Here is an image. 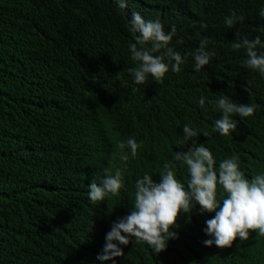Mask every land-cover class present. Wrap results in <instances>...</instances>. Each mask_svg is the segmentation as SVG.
I'll return each instance as SVG.
<instances>
[{"label":"trees","instance_id":"1","mask_svg":"<svg viewBox=\"0 0 264 264\" xmlns=\"http://www.w3.org/2000/svg\"><path fill=\"white\" fill-rule=\"evenodd\" d=\"M126 2L128 7L120 9L117 0H0V264H20V258L23 264H105L97 257L113 222L131 211L136 180L148 173L159 182L163 164L175 151L190 149L191 141L179 143L185 124L209 132V137L200 134L196 140L211 149L217 169L235 154L248 179L264 173V77L242 66L243 50L231 48L237 31L241 37L259 35L264 41V18L259 16L264 0ZM134 9L146 20L160 19L166 31L176 24L171 46L182 55L206 36L216 56L200 72L194 71L189 57L181 72L170 70L162 81L149 76L147 84L135 85L125 71L135 66L129 51V42L138 35L130 31ZM233 10L244 19L228 28L225 17ZM34 53L54 59L53 67L67 69L48 83L47 74L36 70L33 82ZM45 85L61 94L71 90L81 99L85 111L73 129L72 124L41 117ZM220 93L256 105L251 117L233 116L237 131L226 137L213 131L221 113L208 102ZM201 95L208 98L204 109L198 104ZM41 125L43 136L69 132L65 142L72 140V130L87 125L79 132L76 155L61 162L53 140L41 139ZM128 137L143 147L125 163L118 144ZM104 168L124 170L125 188L77 214L80 207L60 197L61 186L76 184L83 171L101 178ZM176 173L181 181L189 178L187 166H177ZM67 216L73 220L64 224ZM213 216L201 215L196 205L190 218H178L173 228L178 238L169 241L165 251L156 254L146 243L133 241L121 245L125 255L115 264H264V236L254 231L230 248L206 246L203 241L211 237L203 231L205 221Z\"/></svg>","mask_w":264,"mask_h":264},{"label":"clouds","instance_id":"2","mask_svg":"<svg viewBox=\"0 0 264 264\" xmlns=\"http://www.w3.org/2000/svg\"><path fill=\"white\" fill-rule=\"evenodd\" d=\"M117 4L120 9L128 7L126 0H117ZM259 16L264 18V8L259 10ZM243 19V16H238L233 10L225 17L224 22L228 28H234L238 22L242 23ZM129 24L130 31L138 35L134 37L135 42H129L130 58L135 66L128 67L125 71L131 75L135 85L147 84L149 76L155 81H162L170 70L181 72V65L185 64L189 57L194 60V71L200 72L216 56L215 50H209L210 40L206 36L199 40L194 50L182 55L171 46L173 38L177 36V26L174 23L170 25V31H166L160 19L146 20L134 9ZM200 27L206 29L207 24L201 22ZM196 36L199 37L200 33L197 32ZM231 48L235 52L243 50L246 58L242 61V66L264 77V41L259 35L248 39L241 37L237 31ZM31 59L34 63V74L32 73L31 77L33 82L36 70H41V76L47 74L45 81L48 83L47 81L57 80L67 69L63 65L53 67L54 59L44 60L35 53L31 55ZM121 73L116 79L121 78ZM247 85L245 90L250 93L251 81H247ZM138 90L132 89L133 92ZM61 93L45 85L39 112L44 114L40 115L47 121L53 120L63 125L72 124L73 129L76 126L75 121L85 110L79 105L81 99H75L77 94L71 93V90L64 92L65 94ZM207 99L201 95L198 101L201 109L205 108ZM208 102L221 113L214 121L213 131L225 137L237 131L238 121L233 119V116L251 117L256 111L255 104L234 102L224 93ZM86 126L72 130L70 142H65V136L69 132L64 135L51 133L43 136V125L40 136L41 139L53 140L50 144L62 154V162L65 157L76 155V148L82 140L79 138V132L85 130ZM183 133L179 143L187 145L191 141L190 149L187 152L175 151L172 160L163 164L159 182L148 173L136 180L131 211L113 222L106 233V242L102 253L97 257L98 260L105 264L108 261L115 264L116 258L125 255L121 245L126 246L133 241L136 244L146 243L156 254L162 253L167 249L169 241L178 238L177 232L173 231L178 224V218L181 214H188L190 218L196 205H199L201 215L214 213L211 219L205 221L207 227L203 230L211 237L203 241L208 247L215 245L219 248H230L237 238L241 241L248 240L253 231L257 236H264V173L248 179L235 154L223 159L217 169L211 149L196 140L200 134L209 137V132L198 131L188 123L183 126ZM118 147L122 150L120 159L126 163L130 157L137 156L143 142L138 143L135 137H128L126 141H120ZM126 148L130 152L123 151ZM177 166H187L189 178L186 182L177 178ZM101 171V178L83 171L76 184L61 186L60 197L67 203L80 207L77 214L83 213L86 208L88 210L92 204L97 205L111 196H118L125 188L124 170L118 168L113 173L109 168H104ZM72 220L67 216L64 218V224ZM68 226L72 228L70 224ZM19 260L20 264H23L22 259Z\"/></svg>","mask_w":264,"mask_h":264}]
</instances>
